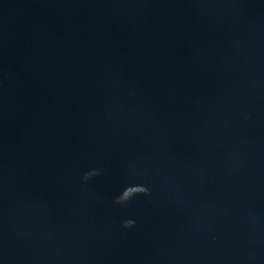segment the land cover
<instances>
[{
  "label": "water",
  "instance_id": "obj_1",
  "mask_svg": "<svg viewBox=\"0 0 264 264\" xmlns=\"http://www.w3.org/2000/svg\"><path fill=\"white\" fill-rule=\"evenodd\" d=\"M0 264H264V0H0Z\"/></svg>",
  "mask_w": 264,
  "mask_h": 264
},
{
  "label": "clouds",
  "instance_id": "obj_2",
  "mask_svg": "<svg viewBox=\"0 0 264 264\" xmlns=\"http://www.w3.org/2000/svg\"><path fill=\"white\" fill-rule=\"evenodd\" d=\"M93 174H94V173H86L85 176H84V179L87 180V179L89 178V176H91V175H93ZM146 191H147V189H145L144 187H143L142 190H141V192H146ZM127 201H128V198H127V197H123V196H121V197H117V199H116V202H117V203H121V204L126 203ZM133 224H134V221H132V220H125V221L123 222V227H124V228H129V227H131Z\"/></svg>",
  "mask_w": 264,
  "mask_h": 264
}]
</instances>
